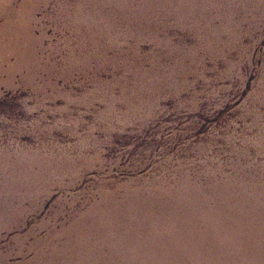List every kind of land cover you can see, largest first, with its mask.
<instances>
[{"label": "rangeland", "instance_id": "374dc122", "mask_svg": "<svg viewBox=\"0 0 264 264\" xmlns=\"http://www.w3.org/2000/svg\"><path fill=\"white\" fill-rule=\"evenodd\" d=\"M0 264H264V0H0Z\"/></svg>", "mask_w": 264, "mask_h": 264}]
</instances>
